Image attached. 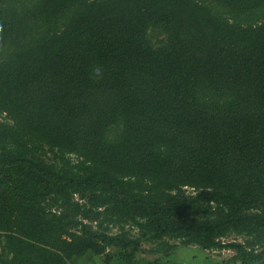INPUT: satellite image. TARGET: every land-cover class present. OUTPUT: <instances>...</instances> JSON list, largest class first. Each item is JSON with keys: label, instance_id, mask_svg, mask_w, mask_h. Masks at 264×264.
I'll list each match as a JSON object with an SVG mask.
<instances>
[{"label": "trees", "instance_id": "obj_1", "mask_svg": "<svg viewBox=\"0 0 264 264\" xmlns=\"http://www.w3.org/2000/svg\"><path fill=\"white\" fill-rule=\"evenodd\" d=\"M216 251L264 264V0H0V264Z\"/></svg>", "mask_w": 264, "mask_h": 264}, {"label": "rangeland", "instance_id": "obj_2", "mask_svg": "<svg viewBox=\"0 0 264 264\" xmlns=\"http://www.w3.org/2000/svg\"><path fill=\"white\" fill-rule=\"evenodd\" d=\"M185 193L186 194H192V190L185 189ZM125 230H126L127 234L129 236H131L132 238H137L138 237V232H137L136 228H134V227H126ZM108 233L115 234V233H118V231L115 228H113V229H109ZM226 239L227 240H232V239H236V238L233 237V236H231V237H228ZM237 240H240V239H237ZM144 246L146 248H149L150 247L146 242H145V245ZM188 250H198V249L195 248V247H189ZM231 254L232 253L231 252H228V251H216L215 253L210 252L208 254V256L211 257L213 260H217L219 262L220 261L223 262V261L230 260L231 259V257H230ZM183 258H186V257H183ZM187 264H191V262H188Z\"/></svg>", "mask_w": 264, "mask_h": 264}, {"label": "crops", "instance_id": "obj_3", "mask_svg": "<svg viewBox=\"0 0 264 264\" xmlns=\"http://www.w3.org/2000/svg\"><path fill=\"white\" fill-rule=\"evenodd\" d=\"M186 254H182L181 258H178L179 260H187L189 259V257L187 258H183L186 257ZM144 264L143 261H137L136 263H125V262H117V263H113V264ZM69 264H101V260L94 258L91 254L87 253L85 256H83L80 259H74L72 261H70ZM191 264H221V261H213V260H207L204 258H196L193 261H191Z\"/></svg>", "mask_w": 264, "mask_h": 264}]
</instances>
